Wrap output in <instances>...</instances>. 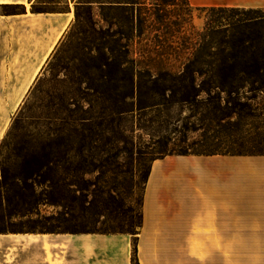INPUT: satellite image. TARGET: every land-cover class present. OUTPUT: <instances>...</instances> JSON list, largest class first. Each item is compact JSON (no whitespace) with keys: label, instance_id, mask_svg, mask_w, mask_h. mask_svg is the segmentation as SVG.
Segmentation results:
<instances>
[{"label":"rangeland","instance_id":"1","mask_svg":"<svg viewBox=\"0 0 264 264\" xmlns=\"http://www.w3.org/2000/svg\"><path fill=\"white\" fill-rule=\"evenodd\" d=\"M100 1L71 0L74 21L44 65L29 96L12 116L0 147L6 138L9 146L3 148L2 156L11 158L13 145L22 140L41 142L66 137L75 146L85 145L82 155L72 161L93 164L94 172L86 179L97 193L99 215H94L95 208H91L72 219L80 230L96 231L75 234H127L131 241V264H141L143 202L153 161L174 155L170 151L183 145L180 131L185 126L198 128L201 124L204 126L200 127L208 129L210 138L202 137L203 129L189 133L187 144L196 153L204 151L201 145L207 143L215 144L222 153L230 150L231 155H264V82L257 79L244 83L221 98L212 93L177 102L169 93L165 97L155 95L160 104L152 109L130 110L132 107L125 105L130 111L113 113L103 100L108 94L100 88V70L95 68L108 29L114 34L113 40L129 45L118 46L122 50L128 48L136 57L144 51L157 52L164 62L177 67L196 58V44L201 35L209 38L206 30L209 15L192 6L189 0H137L152 9L157 7L159 17L154 21L155 27L148 28L145 23L132 29L137 4L126 2L136 0H109L129 4L127 8L109 7ZM41 7L63 9L57 5ZM245 10L244 15L227 13L220 20L235 23L239 19L263 17L250 30L254 36L259 33L261 41L254 45L258 46L254 50L258 65L264 67V9ZM204 59L215 60L216 56ZM149 95L145 91V96ZM218 106L235 111L234 118L225 124L228 133L233 134L231 139L218 131L220 126L206 119L205 113ZM237 118L238 125L234 124ZM169 135L173 136L170 141L166 138ZM164 145L168 147L161 156L159 150ZM43 210L57 211L54 207ZM199 230L203 229L189 228L184 243H155L153 249L161 254L167 252L165 255L172 264H264V218L234 219L231 242L204 241V237L197 235ZM9 239L0 245V264H48L45 257L46 252L51 257L49 247L43 251L26 240L19 241L13 236ZM61 247L55 244L51 252L58 253Z\"/></svg>","mask_w":264,"mask_h":264},{"label":"trees","instance_id":"2","mask_svg":"<svg viewBox=\"0 0 264 264\" xmlns=\"http://www.w3.org/2000/svg\"><path fill=\"white\" fill-rule=\"evenodd\" d=\"M107 6L129 7L124 2L101 0ZM117 2V3H116ZM137 4L136 23L132 22V29L138 26L155 27L159 15L157 7L152 9L143 2L128 1ZM36 4L32 6L33 12H43L49 9ZM143 7V8H141ZM205 11L208 16L205 34L201 35L196 46V58L184 63L182 66H173L164 62L157 52L144 51L136 57L128 48L122 50L114 39L111 29H108L103 38V50L100 51L99 62L95 68L100 70V88L108 94L103 98L109 103L108 108L113 113H122L137 108L145 111L154 108L160 103L157 96L169 93L177 102L197 99L202 94L212 93L221 95L233 93L240 89L244 83L255 82L261 79L264 82V67L258 65L255 54V44L260 37L252 34L254 22L262 20V16L239 19L235 23H223L220 18H226L227 13L244 15L245 8L208 6L196 7ZM3 13H21L25 8L20 4L2 5ZM257 8H249L255 11ZM154 16V19L151 17ZM134 19V18H133ZM161 22L160 20H158ZM157 22V21H156ZM219 36V37H218ZM216 56L215 60L207 61L204 56ZM207 76L206 79L202 78ZM148 91L149 96H145ZM125 105L132 109L127 110ZM235 111L228 107H216L209 111V121L221 127L218 131L225 138L231 139L233 134L228 133L226 123L230 122ZM238 115V114H237ZM238 118L234 124L238 125ZM204 124L198 128L185 126L181 131L183 145L170 151V154H195L191 144H187L189 133L203 129V138H210ZM238 129V128H236ZM8 135H10L8 133ZM7 135V136H8ZM231 137V138H230ZM168 141L173 138L169 135ZM215 144L204 143V151L196 154H228L230 150L222 153ZM9 146L4 139L0 147V234L8 233H89L92 230L79 229L72 224L84 210L95 208L94 215H99L96 205V191L91 190L87 175L94 170L92 163H76L72 158L82 155L85 145L75 146L66 137L58 140L50 138L41 142L22 140L13 145V157H3V148ZM164 145L159 155H164L167 149ZM241 147V144H239ZM104 193V191H102ZM54 207L56 212H46L43 208Z\"/></svg>","mask_w":264,"mask_h":264},{"label":"crops","instance_id":"3","mask_svg":"<svg viewBox=\"0 0 264 264\" xmlns=\"http://www.w3.org/2000/svg\"><path fill=\"white\" fill-rule=\"evenodd\" d=\"M189 2L194 7L264 9V0ZM4 4L23 5L25 12L0 11V142L74 21L71 0H0V9ZM36 4L63 9L33 12ZM249 217L264 218V155L174 154L158 158L152 163L144 194L140 263L172 264L167 252L161 254L153 244L184 243L194 226L203 229L197 235L204 241L231 242L233 220ZM11 236L43 251L49 247L48 264H131L127 234L8 233L0 234V245ZM55 244L62 246L58 253L51 252Z\"/></svg>","mask_w":264,"mask_h":264}]
</instances>
